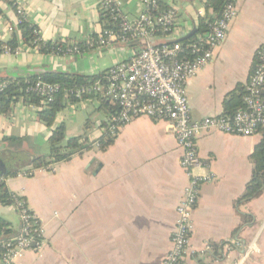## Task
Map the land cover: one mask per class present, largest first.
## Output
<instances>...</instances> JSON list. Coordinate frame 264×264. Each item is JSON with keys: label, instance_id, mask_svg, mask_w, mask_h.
Masks as SVG:
<instances>
[{"label": "crops", "instance_id": "obj_1", "mask_svg": "<svg viewBox=\"0 0 264 264\" xmlns=\"http://www.w3.org/2000/svg\"><path fill=\"white\" fill-rule=\"evenodd\" d=\"M25 9L45 42L72 45L97 39L103 31L102 0H10ZM123 13L135 21L141 0H119ZM176 13V26L151 44L185 38L206 14L207 0H157ZM236 18L213 61L187 82L194 120L225 114V103L249 83L264 49V0H235ZM7 0H0V42L12 36L19 17ZM146 41L97 47L81 54H41L25 46L17 54H0L1 78H24L43 72L95 76L130 60ZM181 43V42H180ZM264 97V90H263ZM39 108L19 98L9 115L0 114V159L12 170H25L50 152L54 127L64 125L68 138L84 136L96 142L107 127V113L95 99L69 104L52 128L39 121ZM90 129L87 130V124ZM114 143L97 145L82 156L49 170L5 179L8 189L26 200L29 212L45 230L44 244L24 252L16 264H162L172 250L178 207L189 179L181 167L182 151L169 125L147 117L122 126ZM263 133L250 137L202 132L196 139L202 162L196 174L212 175L200 188L193 213V230L185 264H225V245L242 247L257 240L260 249L247 264H264V191L253 201L237 205L251 180V155ZM10 159L5 160V156ZM21 156L26 159L18 162ZM9 160V161H7ZM10 168L7 167V170ZM0 217L18 232L21 221L12 206L0 205ZM214 258L213 246H221ZM237 249V250H236ZM230 254L237 258L243 247Z\"/></svg>", "mask_w": 264, "mask_h": 264}, {"label": "built area", "instance_id": "obj_2", "mask_svg": "<svg viewBox=\"0 0 264 264\" xmlns=\"http://www.w3.org/2000/svg\"><path fill=\"white\" fill-rule=\"evenodd\" d=\"M143 11L135 21H130L123 13L119 0H102L101 9L111 10L119 20V29L103 30L100 36L89 42V49L108 47L114 42L128 44L139 40L146 45L130 60L121 62L107 73L105 83L71 91L77 98L82 95H97L112 102L117 112L107 120L114 134L122 126L141 118L165 121L176 137L182 151L181 167L189 183L178 207V220L172 238V250L162 264H185L193 230V213L197 206L200 188L213 181L212 175L196 174L202 162L198 155L196 139L205 131L226 135L250 137L264 130V49L257 52V63L245 89V108L232 115L205 117L194 120L191 116L187 93V82L197 76L214 59L215 51L225 41L231 22L237 16L235 4H228L221 18L213 25L206 36H199L187 49L180 42L154 45L148 40L154 37L171 35L176 26V13L173 9L158 13L157 0H141ZM17 15L27 19L25 9L17 7ZM9 27L13 32L19 28ZM8 46L0 47V54H17ZM69 53L81 54L76 45ZM4 85H0V91ZM60 87L38 79L29 88L39 96L43 104L52 102ZM20 217L22 229L18 236L3 244L4 252L0 264H16L24 252L37 251L44 244L45 230L32 215L24 202L14 207ZM238 243L225 245L228 258L225 264H247L258 254L257 240L242 246L237 258L230 254Z\"/></svg>", "mask_w": 264, "mask_h": 264}, {"label": "trees", "instance_id": "obj_3", "mask_svg": "<svg viewBox=\"0 0 264 264\" xmlns=\"http://www.w3.org/2000/svg\"><path fill=\"white\" fill-rule=\"evenodd\" d=\"M9 4L17 10V5L14 1L7 0ZM235 0H207L205 4L206 14L200 18L197 34L193 37L181 42L184 49H187L200 35L206 36L212 30L213 25L221 18L222 13L228 4H234ZM158 13L169 10L167 6H162L158 2ZM101 22L103 23V30H117L119 29V20L116 19V14L111 10H103L100 14ZM19 28L12 32V36L7 42H0V47L8 46L13 51L20 50L25 46L37 49L41 54H56L67 55L72 46L63 42H45L40 34L39 28L32 24L28 18H20ZM94 39L88 40L85 43L76 45L81 53L91 50L89 49V42ZM108 72L100 73L95 76L77 75L60 72H43L38 75L24 78H1L0 85H4V89L0 91V114L9 115L12 111L13 104L19 98H25L26 102L34 107L39 108L38 117L39 121L48 128L55 125L57 115L63 111L69 104H76L80 101L95 99L100 109L107 113V119L115 114L118 110L116 105L112 102L104 100L97 95H82L77 98L71 93L73 90L88 88L98 82L103 84L106 81ZM38 79L44 82L58 85L59 92L54 97L52 102L43 104L39 96L33 92H28V88L35 83ZM245 88L240 87L238 92L231 96L225 103V114H234L245 108L244 98ZM105 126L107 127L106 133L96 142H91L89 137L84 136L71 137L66 136V129L64 125L54 127L52 135L48 141L50 152L48 155L35 158L28 169L25 170H12L7 171V174L0 178V205L15 207L18 202H24V197H20L14 192L10 191L6 186L5 179L8 177L14 178L20 174L31 177L34 171L49 170L52 166L71 160L75 156H82L84 153L91 151L95 145L101 151L106 150L114 143L116 135L111 132L110 124L107 120ZM90 129V123L87 124V130ZM263 138L260 143L255 147L251 155V163L253 165L252 177L245 188L243 196L237 202V205L246 204L258 198L264 191V130L262 131ZM22 229L18 232L12 229L11 224L5 219L0 217V258L4 252L3 244L8 240L18 236ZM225 244L217 247L213 246L215 251L214 258H219V250ZM199 264H204L202 260Z\"/></svg>", "mask_w": 264, "mask_h": 264}, {"label": "water", "instance_id": "obj_4", "mask_svg": "<svg viewBox=\"0 0 264 264\" xmlns=\"http://www.w3.org/2000/svg\"><path fill=\"white\" fill-rule=\"evenodd\" d=\"M196 34V30H193L190 34H188L185 38L175 41V42H182L186 39H189L191 37H193ZM7 167L5 165V163L0 159V178L5 176L7 174Z\"/></svg>", "mask_w": 264, "mask_h": 264}, {"label": "rangeland", "instance_id": "obj_5", "mask_svg": "<svg viewBox=\"0 0 264 264\" xmlns=\"http://www.w3.org/2000/svg\"><path fill=\"white\" fill-rule=\"evenodd\" d=\"M6 159H10V157L7 155L5 156V160ZM26 159V156H21L18 160V162L20 163L21 161L25 160ZM9 161V160H7ZM6 167L10 168V167H14V165L11 163V162H8V164H6ZM237 250V249H236ZM235 251V250H234Z\"/></svg>", "mask_w": 264, "mask_h": 264}]
</instances>
